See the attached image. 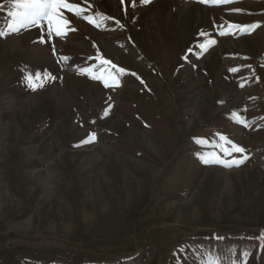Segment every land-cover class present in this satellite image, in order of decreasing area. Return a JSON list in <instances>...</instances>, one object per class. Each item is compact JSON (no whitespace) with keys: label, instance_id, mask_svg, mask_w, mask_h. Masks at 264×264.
I'll use <instances>...</instances> for the list:
<instances>
[{"label":"rangeland","instance_id":"rangeland-1","mask_svg":"<svg viewBox=\"0 0 264 264\" xmlns=\"http://www.w3.org/2000/svg\"><path fill=\"white\" fill-rule=\"evenodd\" d=\"M70 2L0 0V264H264V0Z\"/></svg>","mask_w":264,"mask_h":264},{"label":"snow or ice","instance_id":"snow-or-ice-1","mask_svg":"<svg viewBox=\"0 0 264 264\" xmlns=\"http://www.w3.org/2000/svg\"><path fill=\"white\" fill-rule=\"evenodd\" d=\"M135 3V0H133ZM144 3H148L149 0H143ZM199 2L204 3L209 6H215L220 4H226L232 2V0H199ZM11 3L13 5L12 11L9 13V15L12 17L13 22L9 25V28L12 32L19 31V28H27L29 26H38L43 22H47L48 29H49V35H52L53 31H55L56 36H61L63 34L60 25H67L69 21L65 19L63 11L66 10L67 12L73 13L75 15H80L82 12L85 11V9L76 3L70 2V0H11ZM123 3V0H122ZM91 22V21H90ZM223 27V26H219ZM229 29L231 28H238L242 31H250L251 29H254L256 27H259L258 24L254 25H244V26H238V25H231L229 24L227 26ZM221 35L228 34L225 31L220 32ZM210 44H214L215 41H209ZM201 49H205L206 46L204 44L200 45ZM103 63L105 65L111 64L108 60H103ZM113 68H115V65H112ZM118 71L123 74L124 69L120 68ZM229 71H239V69H229ZM105 73L108 75V78L115 81V77L112 75L110 71L107 69L105 70ZM48 73H41L36 72L33 74H28L26 76V80L29 82V86L33 88V90L42 87L43 84L40 83V81L47 79ZM103 80L104 74H101L99 77H94ZM107 86V84H106ZM243 86V85H241ZM107 114V113H105ZM94 139V134H90V139L84 141L83 143L91 142V140ZM233 150L235 152L243 153L244 149L238 146H234ZM244 159H247V157H243L239 160H232L231 162H226L222 160H217L215 162L223 163L225 166H232V165H239L244 162ZM205 163H209L210 161L205 159ZM261 240H264V232L261 233L260 237ZM204 255V254H202ZM204 262L205 264H218V260L214 255H204Z\"/></svg>","mask_w":264,"mask_h":264},{"label":"bare ground","instance_id":"bare-ground-1","mask_svg":"<svg viewBox=\"0 0 264 264\" xmlns=\"http://www.w3.org/2000/svg\"><path fill=\"white\" fill-rule=\"evenodd\" d=\"M221 7V6H220ZM231 97V96H230ZM227 98V97H226Z\"/></svg>","mask_w":264,"mask_h":264}]
</instances>
